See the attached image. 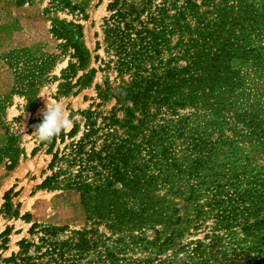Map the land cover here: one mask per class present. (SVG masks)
I'll list each match as a JSON object with an SVG mask.
<instances>
[{"label":"trees","instance_id":"1","mask_svg":"<svg viewBox=\"0 0 264 264\" xmlns=\"http://www.w3.org/2000/svg\"><path fill=\"white\" fill-rule=\"evenodd\" d=\"M86 1L49 4L82 15ZM106 9L110 13L103 18L102 42L108 58L94 55L103 76L102 84L94 86L95 106L109 99L114 103L106 113L76 111L81 124L69 112L72 126L48 141L49 173L39 184L75 190L85 211L84 226L59 237L65 225L32 222L27 233L35 240L20 239L17 251L2 261L264 264V101L244 96L249 80L264 84V0H140L138 6L110 0ZM50 31L74 59L61 70L56 94L74 95L95 71L90 68L71 81L74 69H82L88 58L79 42L81 26L54 20ZM53 57H32L22 50L8 57L11 93L22 96L26 108L35 105V91L48 77ZM108 71L115 72L113 85ZM7 104V96L0 95V122ZM185 108L187 113L180 115ZM160 115L156 120L161 123L151 126ZM212 132L225 142V182L213 183L211 174H205L181 192L177 182L200 172L204 160L198 155ZM17 136L10 135L0 147L6 170L16 165L21 152ZM56 137L61 146H55ZM177 138L182 160L192 156L188 165H180L170 147ZM159 189L164 191L159 194ZM204 192L206 201L200 204ZM10 193H3L4 211ZM176 193L185 201L181 213L171 201ZM207 219V242L182 243L189 228L196 231Z\"/></svg>","mask_w":264,"mask_h":264},{"label":"rangeland","instance_id":"2","mask_svg":"<svg viewBox=\"0 0 264 264\" xmlns=\"http://www.w3.org/2000/svg\"><path fill=\"white\" fill-rule=\"evenodd\" d=\"M17 1L0 0V95L8 98V104L4 108V115L0 122V147L5 144L10 135L17 134L15 142L21 150L17 163L11 170H6L4 167L7 163L6 158L2 157L0 159V264H12L5 263L2 259L17 251V242L20 239L35 240V235L30 236L27 233V229L32 222L44 225H65L66 230L59 233V237H63L72 229L83 227L85 223V211L75 190L39 188L44 176L49 173L46 165L50 154L45 151L48 141L43 144L39 143L40 140L33 134L34 122L31 121L38 119V123L41 122V112L45 108L46 98L49 102L59 100L65 103L68 111L72 113V119L77 120L79 124H81L82 119L76 111L90 108L106 113L114 103L113 99H109L96 107L95 104L99 99L96 97L94 88L96 84L101 85L103 80L102 73L97 68L99 62L94 59V55L103 60L108 58L102 42V22L103 18L110 13L106 9L110 0H87L82 15H73L67 9L53 8L50 6L49 0H21V3ZM71 1L78 3L80 0ZM126 1L138 6L140 0ZM54 20L72 21L79 23L81 26L79 42L83 49L87 51L88 58L82 69H74L75 74L71 81H74L77 76L87 72L90 68L95 70L90 83L85 87H80L74 95L71 93L66 96L56 94L61 70L66 67L68 62H73L74 59L69 57L70 49L61 47L62 41L53 37L50 27ZM95 41L98 42L97 48L95 47ZM18 50H22L32 57H44L54 54L53 60L49 63L45 72L48 77L37 86L35 105L31 109L25 107L22 96L11 93L14 81L13 65H9L7 59ZM18 66H20V63H18ZM105 74L108 83L113 85L115 72L108 71ZM51 76H55V79ZM245 87L244 96L250 101L255 99H259L261 102L264 101V84L261 79L249 80ZM188 109L179 110V114L187 113ZM23 111L24 115H22ZM159 118H161V115L156 117L150 125L161 123V120H156ZM18 126H23L24 132ZM68 130L66 129L63 132ZM143 132L147 133V130ZM118 133H121V130H118ZM221 133L223 140H225L227 132L223 129ZM218 134L220 133L212 132L207 136L211 139V142H206L205 148L198 155L201 160H204V164L206 163L205 166L201 164L202 169L200 172H197L196 176L192 178L182 176L180 182H177L181 192L187 187V184L195 183L201 178L205 179V174H211L208 179L212 182L214 180L213 183L223 184L225 182V142H221L217 138ZM55 146H61L57 137ZM34 147L37 150L33 155H30V151ZM170 147L175 151L174 155L180 165L183 164L184 166L190 163L192 156H185L182 160L184 156L180 138L170 141ZM196 177L200 178L197 179ZM8 189L11 190L10 206L8 211H4L1 204L3 203V193ZM163 191L161 189L157 192L160 194ZM205 193L207 192L201 193L198 200L200 204L206 201L205 196H203L206 195ZM171 201L179 207V213H181L185 204L183 198L176 193L172 196ZM210 224L211 219H207L196 231L189 228V233L181 237L182 243L194 241L195 239L207 242L209 237L203 238V235L206 232L209 233ZM5 228H9V230L3 233ZM103 230L104 228L100 225L99 231Z\"/></svg>","mask_w":264,"mask_h":264},{"label":"clouds","instance_id":"3","mask_svg":"<svg viewBox=\"0 0 264 264\" xmlns=\"http://www.w3.org/2000/svg\"><path fill=\"white\" fill-rule=\"evenodd\" d=\"M24 114L23 111L22 115ZM41 117V122L33 125V134L42 142L49 141L62 131L69 129L73 123L66 104L59 100L49 102L46 98L45 108L41 112ZM18 127L24 132L23 126Z\"/></svg>","mask_w":264,"mask_h":264}]
</instances>
